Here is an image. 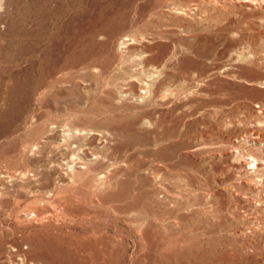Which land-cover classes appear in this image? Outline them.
<instances>
[{"label": "rangeland", "instance_id": "1", "mask_svg": "<svg viewBox=\"0 0 264 264\" xmlns=\"http://www.w3.org/2000/svg\"><path fill=\"white\" fill-rule=\"evenodd\" d=\"M0 264H264V0H0Z\"/></svg>", "mask_w": 264, "mask_h": 264}, {"label": "bare ground", "instance_id": "2", "mask_svg": "<svg viewBox=\"0 0 264 264\" xmlns=\"http://www.w3.org/2000/svg\"><path fill=\"white\" fill-rule=\"evenodd\" d=\"M249 158V157H248Z\"/></svg>", "mask_w": 264, "mask_h": 264}]
</instances>
